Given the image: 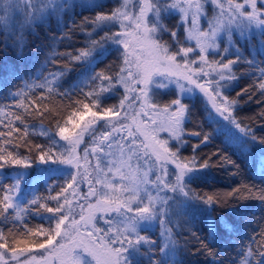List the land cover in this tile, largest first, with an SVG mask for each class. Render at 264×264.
<instances>
[{"label": "snow or ice", "instance_id": "6c2138e0", "mask_svg": "<svg viewBox=\"0 0 264 264\" xmlns=\"http://www.w3.org/2000/svg\"><path fill=\"white\" fill-rule=\"evenodd\" d=\"M26 3L31 5L32 0H26ZM129 4L130 0H119L110 12H98L94 18H85L84 21L95 28L115 24L117 30L105 31L100 40H91L90 45L75 51V54L72 51L54 54L64 57L69 63H77L88 61L108 41L123 49L119 71L111 74L112 65H109L107 72H97L92 81H85L87 91H83V99L72 101L71 110L65 115L57 118L50 109L39 112L41 117L46 112L52 115L56 128L54 135L66 142L61 158L53 155L52 147L31 144L28 140L23 143L13 141L22 138L20 135L14 137V133H22L24 137L28 135L26 127L22 130L16 126L17 121L24 123V113L29 112L33 102L29 100L28 93L36 88H46L50 95L53 90L62 95L55 85L64 73H52L51 78L47 76L40 82H26L24 88L15 93L17 99L13 105L23 112H13L7 105L0 106V113L7 119V123L0 119V125L7 129L0 131V169L29 168L34 150L39 153L41 162L54 159L74 169L70 179L58 190L52 191L50 186L48 192L30 201L31 205L37 206V213L42 209L44 213L51 214L52 222L47 227L43 224L33 227L27 223L25 215L28 208L16 203L19 177L13 183L0 184V223L7 226L6 229L0 227V264H133L130 259L132 252L143 256L141 246L156 243L141 235V222H150L164 215L171 199L166 192L179 191L188 196L183 180L197 167L194 155L182 157L179 154V146L186 143L183 125L187 106L179 99L163 106L153 102L150 86L156 77L191 85L224 119L233 121L242 131H251L250 125H241L234 116L239 101L222 91L224 82L236 78L233 65L238 58L224 61L213 54L220 49V33L231 36L233 25L241 35L251 28L264 32V0L259 4L258 0H163L159 4L157 0H136L135 10H131ZM208 4L212 6L213 15L206 17L208 27L204 29L200 27V19L206 16ZM19 6V0H5L0 23L11 27L14 12ZM166 9L179 12L178 24L183 26V36L179 35L178 27L162 22L161 15ZM162 33H167L168 39H163ZM193 40L194 45L189 43ZM143 53L147 56L142 59ZM259 72L262 78L254 80L253 85L257 92L264 93V69H259ZM97 81L100 82L99 87ZM120 88L124 92L116 104L101 102L103 94ZM32 95L34 97L35 93ZM261 100H264V95ZM136 105H139V110H136ZM130 108L133 110L132 122L136 123L139 117L143 127L137 124L133 129L125 123L129 119ZM257 116L264 118V108ZM250 119L255 121L256 117ZM157 130L167 131L169 138L157 139L154 135ZM86 136L90 138L91 146H86L81 155L77 148L85 142ZM139 137L143 140L137 144ZM204 139L207 140V136ZM170 141H176L178 146H170ZM197 146L193 145L194 148ZM20 148L27 149L28 154L17 152L16 149ZM134 159L137 161L135 166L132 163ZM141 160L146 167L139 163ZM169 164L178 170L174 181L169 179ZM208 166L209 160L199 164V167ZM83 183L88 184V191L81 197L80 185ZM234 195L240 199L255 196L246 185L232 192L203 195L192 192V198L208 205H225ZM70 197H81V200L74 203ZM257 197L264 198L260 194ZM89 198H93L95 203L85 205L84 201ZM77 207L80 209L78 213ZM97 212L104 214L106 229L96 225ZM160 225L163 240L160 251L171 248L174 254L173 229L168 227L165 219H160ZM219 226L226 232L234 228L229 220L221 221ZM207 227L211 239L217 224L210 219ZM253 244L246 247L240 264H252L250 257L264 258V228ZM201 246L206 247L202 241ZM149 264H160V261L150 259ZM255 264H264V261L259 259Z\"/></svg>", "mask_w": 264, "mask_h": 264}, {"label": "trees", "instance_id": "16d2710c", "mask_svg": "<svg viewBox=\"0 0 264 264\" xmlns=\"http://www.w3.org/2000/svg\"><path fill=\"white\" fill-rule=\"evenodd\" d=\"M53 1L61 5L44 16L27 20L23 11L28 8L19 0L20 6L14 12L12 26L0 23V106L7 105L13 112H23L13 105L17 99L15 93L24 88L26 82H40L47 76L51 78L52 73H64L55 85L62 95L56 94V90L50 95L46 88H36L28 93L29 100L33 101L29 112L24 113L23 124L16 122V126L22 130L27 128L28 135L24 137L22 133H14V137L20 135L22 138L20 141H13L23 143L28 140L31 144L52 147L53 155L60 158L63 141L53 133L56 130L55 121L47 112L43 117L39 112L50 109L57 118L65 115L71 110L72 101L83 99V91H87L85 81H92L97 72H107L109 65H112L111 74L119 71L122 66L120 53L123 49L108 41L88 61L77 63H69L64 57L54 55L66 51L75 54V51L90 45L91 40H100L105 31H115L114 24L95 28L84 21L85 18H94L98 12H110L118 5L119 0H98L93 4L82 0ZM157 3L162 2L157 0ZM4 6L0 3V14H3ZM165 13L162 12V22L178 27L179 35L183 36V26L178 24V13L169 10L166 15ZM254 30L247 36H238L232 30L231 41L227 43L225 37L221 36L220 49L217 50L218 55L223 53L217 58L224 61L238 58V62L233 65L236 78L224 82L222 91L239 101L234 116L241 125H250L251 131H242L233 121L216 116L203 94L194 92L182 96V103L187 106L183 125L186 129L183 137L186 143L179 146V154L182 157L194 155L197 158V167L184 180L185 190L189 195L178 193L171 197L167 211L157 218V226L150 230L140 229L141 235H146L156 243L142 245L143 256L132 252L130 259L133 264H149L150 259H158L160 264H240L246 247L253 244L264 228V198L257 197L259 194L264 196V118L257 116L264 108V100H261L264 93L257 92L253 85L254 80L262 78L259 69H264V32L257 28ZM161 35L163 39H168L167 33ZM99 85L100 82L97 81V86ZM250 86V90L242 91ZM123 92V88L107 92L101 96V102L105 105L116 104ZM150 95L153 102L163 106L175 100L177 92L174 87L161 89L152 85ZM258 100L261 102L257 103ZM253 117H256L255 121L250 119ZM0 119L7 123L3 113H0ZM0 131L7 129L0 125ZM205 136L207 140L204 139ZM193 145L198 146L194 148ZM170 146L175 148L178 145L176 141H170ZM16 151L28 154L24 148ZM38 156L39 153L34 150L31 166L27 169H0V184L13 183L19 177L16 203L28 208L25 215L27 223L33 227L38 224L47 227L52 222L51 214L44 213L42 209L37 213V206L31 205L30 201L35 196L48 192L50 186L52 191L58 190L68 178L54 166L59 161L53 159L41 162ZM205 160H209V166L199 167ZM245 185L253 190L255 196L240 199L238 195H234L225 205H208L192 198L193 191L199 195L232 192ZM160 219H165L168 227L173 229L174 254L171 248L160 251L163 243ZM210 219L217 224L211 239L208 237L207 227ZM223 220L232 222V231L226 232L219 226ZM0 227L6 229L7 226L0 223ZM201 241L206 247L201 246ZM253 247L256 245L253 244ZM249 259L252 264L259 259L264 261L259 256Z\"/></svg>", "mask_w": 264, "mask_h": 264}, {"label": "rangeland", "instance_id": "374dc122", "mask_svg": "<svg viewBox=\"0 0 264 264\" xmlns=\"http://www.w3.org/2000/svg\"><path fill=\"white\" fill-rule=\"evenodd\" d=\"M82 1H85L86 3L88 4H93L94 2L98 1V0H82ZM114 1V0H113ZM22 2L25 3L26 5V10L23 11V16L27 19V20H30V19H35L33 17L35 16H44L47 12L53 10L54 8H57L59 7V4L58 2H55L53 0H32V3L31 5H29L28 3H26V0H22ZM21 2V3H22ZM70 2H75V0H70ZM161 2H163V0H161ZM0 3H2V6L5 5V0L3 1H0ZM134 5H136V0H130V4H129V8L131 10H135V8L133 7ZM226 6V5H225ZM11 7V6H9ZM116 7V6H115ZM206 9H207V12L209 14H207L206 12V16L205 17H201L200 19V27L201 28H204L206 29L208 27V19L206 17H211L213 15V10H212V6L210 4L206 5ZM167 10H169L170 12L174 13V12H177L178 15L179 12L174 10V9H166L164 10L166 13H167ZM4 11V9H3ZM165 13V15H166ZM206 19V21H205ZM225 20L227 18H224ZM205 21V22H204ZM115 25V24H114ZM118 26L115 25V30H117ZM232 30L236 32V34L238 36H247L249 35L250 33H252V31H255L254 28H251L250 30L246 31L244 33V35H241L240 31L237 30L236 26L233 25L232 26ZM224 36L225 37V40L227 43H229V41H231V36L228 35V33H224V32H221L220 33V36ZM185 43H188L187 41H185ZM189 43L191 44H195V41H190ZM213 55H216L217 57L219 56L217 53H214ZM147 56V53H143L142 54V59L145 58ZM130 59H134V57H130ZM127 67V66H125ZM133 71H135V68L133 66ZM158 84H163L164 86L163 87H158L157 85ZM153 86L155 87H158V88H161V89H164V88H167V87H174L176 92H177V97L176 99H179L181 102H182V96H185V95H188V94H192L194 92H199L201 93L198 89H195L194 87H192L191 85H187L186 83H184L183 81L181 82H177L175 80H172V79H165V78H162V77H156L155 78V81L154 83L152 84ZM151 85V86H152ZM183 89V90H182ZM202 94V93H201ZM205 97V96H204ZM205 100L207 101V103L209 104V106L211 107L212 111L215 113L216 116H219L221 118H223L219 113H217L215 111L214 108H212L211 106V102L207 100V98L205 97ZM136 110H139V105H136ZM132 109L130 108L129 109V119L127 121H125L126 124H128L131 128H135L137 124H140V118L137 117L136 119V123H133L132 122ZM224 119V118H223ZM228 122V121H227ZM141 127H143L142 124H140ZM102 131V130H101ZM148 131L151 133L152 132V129H151V126H149L148 128ZM122 135H126V133L122 132L121 133ZM154 135L157 137V139L159 140H165V139H168L169 138V133L167 131H160V130H157ZM89 140L90 138L89 137H85V142L83 144H81L78 148H77V152L80 153L81 155L83 154V149L87 146V147H90L91 144L89 143ZM143 140V137H139L136 141L137 144L140 143V141ZM65 145H66V142L63 141V151H64V148H65ZM60 157V156H59ZM61 158V157H60ZM66 158V157H64ZM83 163V162H82ZM92 163L94 164L95 163V159L92 160ZM103 163V161H102ZM133 165L135 166L137 164V161H135V159L132 161ZM141 165H144V161L141 160L139 162ZM55 167L59 168V171L65 175L66 178L70 179V177L73 175L74 173V169L69 166V165H66V164H63L61 162H57L56 164H54ZM146 167V165H144ZM168 171H169V179L170 181H174L175 179V175L177 174L178 170L175 168L174 165L172 164H169L168 165ZM191 172L187 173L184 177V180L186 179L187 176H189ZM184 180H183V183H184ZM80 191H81V197L87 193L88 191V184L87 183H83L80 185ZM178 193H180L179 191L177 192H166V195L170 196V197H173L175 195H177ZM155 194V193H154ZM161 195H163V192H161ZM81 197H70L71 199H73L74 203L78 202L81 200ZM170 201V200H169ZM95 203V200L93 198H89L88 201H84L85 205L87 203ZM76 212L78 213L79 212V208L77 207L76 209ZM112 215H115L114 213ZM96 216H97V219L95 221L96 225L100 228H107V225L105 224V216L103 213H99L97 212L96 213ZM76 219L78 220L79 219V215L76 216ZM157 226V219L153 220V221H143L141 222V228L140 229H147V230H150L154 227ZM158 227H159V222H158ZM103 233H101L102 235ZM59 239V238H57ZM27 255V254H26ZM90 259V258H89Z\"/></svg>", "mask_w": 264, "mask_h": 264}]
</instances>
